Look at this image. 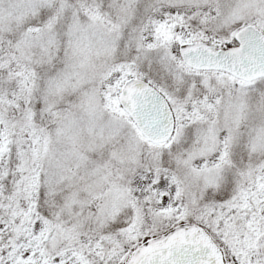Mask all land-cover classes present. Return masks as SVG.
Segmentation results:
<instances>
[{
	"label": "snow or ice",
	"instance_id": "snow-or-ice-1",
	"mask_svg": "<svg viewBox=\"0 0 264 264\" xmlns=\"http://www.w3.org/2000/svg\"><path fill=\"white\" fill-rule=\"evenodd\" d=\"M0 264H264V0H0Z\"/></svg>",
	"mask_w": 264,
	"mask_h": 264
}]
</instances>
